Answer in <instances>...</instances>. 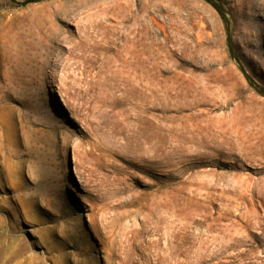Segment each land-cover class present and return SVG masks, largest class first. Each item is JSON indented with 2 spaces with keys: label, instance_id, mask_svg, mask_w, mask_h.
I'll use <instances>...</instances> for the list:
<instances>
[{
  "label": "rangeland",
  "instance_id": "374dc122",
  "mask_svg": "<svg viewBox=\"0 0 264 264\" xmlns=\"http://www.w3.org/2000/svg\"><path fill=\"white\" fill-rule=\"evenodd\" d=\"M25 1L0 0V264H264V0H218L236 59L204 0Z\"/></svg>",
  "mask_w": 264,
  "mask_h": 264
},
{
  "label": "trees",
  "instance_id": "16d2710c",
  "mask_svg": "<svg viewBox=\"0 0 264 264\" xmlns=\"http://www.w3.org/2000/svg\"><path fill=\"white\" fill-rule=\"evenodd\" d=\"M37 1L38 0H27L23 3V6L36 3ZM204 1L206 3H208L210 6H212L215 9V11L220 15L221 19L223 20V22L225 24V28L227 30V35H228V46L230 48L231 55L236 59V57L233 53L234 43H233V39H232V36L230 33V21L227 17V13H226V10H225L223 4L218 0H204ZM241 70L247 76L243 67H241ZM247 78H248V76H247Z\"/></svg>",
  "mask_w": 264,
  "mask_h": 264
},
{
  "label": "bare ground",
  "instance_id": "6f19581e",
  "mask_svg": "<svg viewBox=\"0 0 264 264\" xmlns=\"http://www.w3.org/2000/svg\"><path fill=\"white\" fill-rule=\"evenodd\" d=\"M59 40H60V35H57V36L55 37V41H59ZM56 52H57L56 49H54V48H49V49L45 50V55L49 57V55H51V54L53 55V54H55ZM42 55H44V53H41V54H40V56H42Z\"/></svg>",
  "mask_w": 264,
  "mask_h": 264
}]
</instances>
